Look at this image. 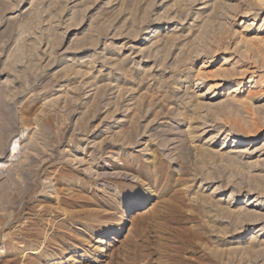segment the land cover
Instances as JSON below:
<instances>
[{"label":"rangeland","instance_id":"rangeland-1","mask_svg":"<svg viewBox=\"0 0 264 264\" xmlns=\"http://www.w3.org/2000/svg\"><path fill=\"white\" fill-rule=\"evenodd\" d=\"M0 102V264H264L257 0H0Z\"/></svg>","mask_w":264,"mask_h":264},{"label":"bare ground","instance_id":"bare-ground-1","mask_svg":"<svg viewBox=\"0 0 264 264\" xmlns=\"http://www.w3.org/2000/svg\"><path fill=\"white\" fill-rule=\"evenodd\" d=\"M257 3L264 7V0H257ZM254 17H256V18L259 17V13L257 11L254 14ZM154 32H157V29H155L153 26L148 27L145 30V32L142 34V36L136 40V43H140L141 41L148 40L150 35ZM255 75H256V71H253V70L248 71L247 70V72L244 75H242L243 77L241 76L240 80L237 79V81L233 82L232 86L223 95H225L226 98L229 99V101L231 100V102H233V103L242 104L243 101L246 99L243 96L244 93H243L242 89L248 87L249 83L255 82V77H256ZM245 80L248 81V84L245 83ZM10 107H11L10 105L0 102V131L2 133V135L0 136L1 137V139H0V148L1 149L5 148L7 135H8V133L12 132V131L10 132V130H12L11 128H12V126H14V123H13V120H14L13 116L14 115H13V112L11 111ZM229 137L235 138V136H233L232 133H230L228 135V138ZM258 139L259 138H255L253 141L250 142L249 145H251L252 143H256V141ZM234 142H235V144H232L229 146V142H227L225 140L224 144L221 147V150H223V152H225V154H226L229 149L231 150L232 148H239L240 146H243L245 143V140H242L241 138L240 139L237 138L234 140ZM9 155H10V157L15 155V149L13 148V146L9 149ZM151 197H154V192L144 191L143 189H141L138 192L130 195V197L128 198V200L126 202V206L128 209L127 211H130V209H132L134 207L140 206L141 204H143L146 200L150 199ZM230 199L232 200L235 198L231 195ZM232 203L236 204L235 201H232ZM129 222H130L129 219L123 220L118 225V227L116 229H112V227H108L105 225H104L105 227L104 226L98 227V228L91 231L92 234H90V236L92 238L96 237V240H97L101 236L103 237V236L109 235L110 233L118 234L123 229L124 230L127 229ZM113 241H116V240L114 237H111L110 239L105 240L104 242H100V243H102V247H100V249L97 250V252H96V258H95L96 263L102 262L104 260V258L108 256V254L110 252V248L113 247ZM56 259H61V258L58 256ZM70 264H72V263H70Z\"/></svg>","mask_w":264,"mask_h":264}]
</instances>
